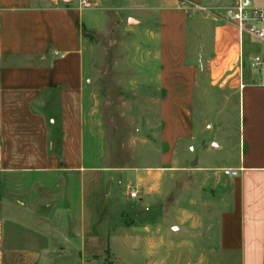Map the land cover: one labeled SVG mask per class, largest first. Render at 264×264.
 Segmentation results:
<instances>
[{"label": "crops", "instance_id": "0c3cea01", "mask_svg": "<svg viewBox=\"0 0 264 264\" xmlns=\"http://www.w3.org/2000/svg\"><path fill=\"white\" fill-rule=\"evenodd\" d=\"M235 1L0 0V264H264V72L252 65L264 43L245 31L260 43L245 74L244 31L221 18ZM110 10L136 19L158 85L160 150L125 165L83 34L101 31ZM207 207L206 249L180 226H197Z\"/></svg>", "mask_w": 264, "mask_h": 264}, {"label": "rangeland", "instance_id": "374dc122", "mask_svg": "<svg viewBox=\"0 0 264 264\" xmlns=\"http://www.w3.org/2000/svg\"><path fill=\"white\" fill-rule=\"evenodd\" d=\"M127 16H130L128 23ZM134 23L136 19L130 14L119 17L117 11L110 10L107 11V23L103 29L99 32H90L96 45L93 85L101 96L112 156L116 158L117 163L123 165L131 162L127 159L135 154L144 157L146 154H156L160 150L153 135L159 127L157 102L154 96L158 85L152 79V73L156 72V69L150 64L151 56H147L145 50L142 52L138 49V44L133 39L135 29L132 24ZM143 37L144 34L142 39ZM241 41L245 61L243 71L246 74L251 67L249 57L258 49L260 43L245 31L241 35ZM191 168L193 165L186 166L188 171H191ZM180 180V177L175 178V183H180ZM181 186L177 184L172 192L165 194V198L169 197L174 201L173 199L179 195ZM206 196L208 200L209 195ZM195 209L199 213V209ZM200 213L202 214V210ZM171 219H169L172 234L170 242L176 243L175 231L179 228L172 214ZM215 222L213 209L207 207L202 216L197 218V226H180V231L190 239L186 243L198 244L207 249L214 244L210 234L215 230ZM196 235L201 236L202 239L194 241L193 237ZM154 243L157 245L161 241ZM185 259L184 264H221L220 262L224 261L222 257L193 255ZM170 260L171 263L177 264L183 258L174 256L170 257Z\"/></svg>", "mask_w": 264, "mask_h": 264}, {"label": "built area", "instance_id": "2783aa9c", "mask_svg": "<svg viewBox=\"0 0 264 264\" xmlns=\"http://www.w3.org/2000/svg\"><path fill=\"white\" fill-rule=\"evenodd\" d=\"M221 15L224 20L235 24L239 33L247 31L264 43V6L253 5L251 0H236L225 7ZM252 65L258 72H264V49L262 54L253 56ZM224 172L235 174L232 169H226ZM136 193V190H131L130 196L134 197Z\"/></svg>", "mask_w": 264, "mask_h": 264}, {"label": "trees", "instance_id": "16d2710c", "mask_svg": "<svg viewBox=\"0 0 264 264\" xmlns=\"http://www.w3.org/2000/svg\"><path fill=\"white\" fill-rule=\"evenodd\" d=\"M83 34L85 35V36H88L90 39H93V37L91 36V34H90V32H87V31H83Z\"/></svg>", "mask_w": 264, "mask_h": 264}]
</instances>
